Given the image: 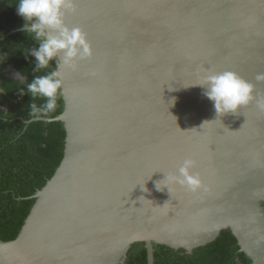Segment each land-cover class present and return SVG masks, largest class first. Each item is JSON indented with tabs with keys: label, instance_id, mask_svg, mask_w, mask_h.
Instances as JSON below:
<instances>
[{
	"label": "water",
	"instance_id": "95a60500",
	"mask_svg": "<svg viewBox=\"0 0 264 264\" xmlns=\"http://www.w3.org/2000/svg\"><path fill=\"white\" fill-rule=\"evenodd\" d=\"M75 3L93 55L61 69L63 111L31 120L63 123V157L0 264H122L134 242L154 264L153 245L191 253L225 229L264 264V112L219 117L196 86L233 71L264 94V0ZM186 158L211 191H158Z\"/></svg>",
	"mask_w": 264,
	"mask_h": 264
},
{
	"label": "trees",
	"instance_id": "16d2710c",
	"mask_svg": "<svg viewBox=\"0 0 264 264\" xmlns=\"http://www.w3.org/2000/svg\"><path fill=\"white\" fill-rule=\"evenodd\" d=\"M18 0H0V240L11 241L19 234L35 198L51 179L64 151L66 133L61 121H31L30 94L20 95L36 75L56 69L35 71L29 55L38 44L23 31L25 21L17 14ZM21 74L17 79L16 74ZM38 106L45 100L37 97ZM64 108L62 96L55 112L41 115L53 119ZM264 206V203L262 204ZM154 264H251L239 251L230 229L222 230L211 243L191 253L153 245ZM122 264H147L143 242H134Z\"/></svg>",
	"mask_w": 264,
	"mask_h": 264
},
{
	"label": "clouds",
	"instance_id": "9594fccd",
	"mask_svg": "<svg viewBox=\"0 0 264 264\" xmlns=\"http://www.w3.org/2000/svg\"><path fill=\"white\" fill-rule=\"evenodd\" d=\"M16 7L17 14L25 21L23 31L39 45L29 51V55L35 58V71L48 69L53 59L57 61V70L34 76L26 85L27 91L20 92V95L30 94L29 113L39 118L55 112L58 106L63 89L61 69L78 70V62L92 57V48L79 27L70 28L65 23L68 15L77 12L75 0H18ZM16 76L20 79L22 75L17 73ZM256 81L264 82V73L258 74ZM196 86L203 89V95L213 103L219 117L236 114L253 103L264 112V94H258L254 84L233 71L205 74L202 83ZM37 97L45 100L40 106L33 102ZM196 167L194 159H184L177 167L178 174L166 175L164 180L156 182V189L163 191L167 188L171 194L168 187L171 184L193 194L209 193L210 187L203 183L198 172H194Z\"/></svg>",
	"mask_w": 264,
	"mask_h": 264
},
{
	"label": "snow or ice",
	"instance_id": "6c2138e0",
	"mask_svg": "<svg viewBox=\"0 0 264 264\" xmlns=\"http://www.w3.org/2000/svg\"><path fill=\"white\" fill-rule=\"evenodd\" d=\"M209 67V66H208ZM201 132H203V131H201ZM213 146V145H212ZM211 146V148H212V150H213V147ZM214 151V150H213ZM155 172H162V171H160V170H157V171H155ZM154 172V173H155Z\"/></svg>",
	"mask_w": 264,
	"mask_h": 264
}]
</instances>
